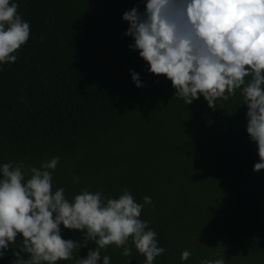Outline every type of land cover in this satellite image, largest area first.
<instances>
[{
    "label": "trees",
    "instance_id": "16d2710c",
    "mask_svg": "<svg viewBox=\"0 0 264 264\" xmlns=\"http://www.w3.org/2000/svg\"><path fill=\"white\" fill-rule=\"evenodd\" d=\"M17 2L31 32L0 71V163L27 172L58 156L53 190L69 199L85 188L110 198L127 188L138 203L150 196L155 207L145 205L141 219L165 249L154 264H264V169L253 170L260 157L240 91L215 109L203 96L190 105L174 96L125 35L123 13L143 11V0ZM61 228L63 238L83 241L80 230ZM129 243L130 256L115 245L101 254L111 264H144ZM184 250L192 254L181 261ZM15 259L10 249L0 264Z\"/></svg>",
    "mask_w": 264,
    "mask_h": 264
},
{
    "label": "clouds",
    "instance_id": "9594fccd",
    "mask_svg": "<svg viewBox=\"0 0 264 264\" xmlns=\"http://www.w3.org/2000/svg\"><path fill=\"white\" fill-rule=\"evenodd\" d=\"M123 13L130 23L125 35L134 38L129 47L139 51L148 71L163 74L172 82L175 95L187 105L201 96L210 108L234 97L237 90L247 105L246 130L258 147L259 162L253 170L264 169V0H143ZM17 0H0V71L17 61V50L30 37V23L18 13ZM137 87L140 74L130 70ZM58 156L39 167L23 163H0V260L10 249L13 264H111L101 254L110 245L132 253L131 244L154 264L165 252L149 221L141 219L150 196L138 203L127 188L118 198L102 190L82 189L69 199L64 188L53 190V172ZM30 174V175H29ZM79 183V177H74ZM66 229L80 230L83 241L65 239ZM17 237L22 239L15 246ZM94 242L87 258L74 252ZM181 253V261L191 256ZM201 264H225L224 259L202 260Z\"/></svg>",
    "mask_w": 264,
    "mask_h": 264
}]
</instances>
